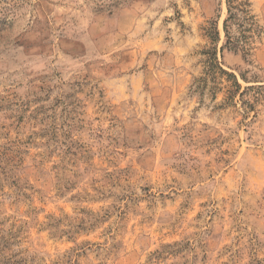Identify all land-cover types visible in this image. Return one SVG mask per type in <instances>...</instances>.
Masks as SVG:
<instances>
[{
    "label": "rangeland",
    "instance_id": "374dc122",
    "mask_svg": "<svg viewBox=\"0 0 264 264\" xmlns=\"http://www.w3.org/2000/svg\"><path fill=\"white\" fill-rule=\"evenodd\" d=\"M248 1L245 55L224 0H0V264H264Z\"/></svg>",
    "mask_w": 264,
    "mask_h": 264
},
{
    "label": "trees",
    "instance_id": "16d2710c",
    "mask_svg": "<svg viewBox=\"0 0 264 264\" xmlns=\"http://www.w3.org/2000/svg\"><path fill=\"white\" fill-rule=\"evenodd\" d=\"M226 4V15L223 20L224 40L220 50L229 49L233 51H241L245 55L250 49V39L257 32L258 25L254 15L249 9L250 3L248 0H224ZM214 25V26H213ZM207 28V36L212 41L213 47L205 49L207 75H227L231 82L227 90V98H231L234 93L239 92L240 85L236 81L234 75L224 71L217 62V43L220 40L219 31L216 23ZM234 27L233 34L231 31ZM197 88V87H195Z\"/></svg>",
    "mask_w": 264,
    "mask_h": 264
}]
</instances>
